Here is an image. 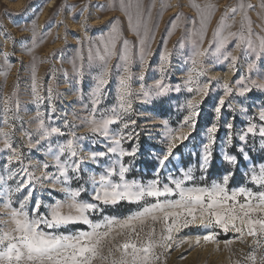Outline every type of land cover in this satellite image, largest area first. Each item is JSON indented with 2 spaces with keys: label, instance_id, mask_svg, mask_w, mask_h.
Returning a JSON list of instances; mask_svg holds the SVG:
<instances>
[{
  "label": "rangeland",
  "instance_id": "374dc122",
  "mask_svg": "<svg viewBox=\"0 0 264 264\" xmlns=\"http://www.w3.org/2000/svg\"><path fill=\"white\" fill-rule=\"evenodd\" d=\"M241 2L253 5V8L246 10L252 22L253 33L264 36V0H0V128L13 133V146L23 153L22 164L14 162L8 165L7 156L10 152L3 149V138L0 137V176L5 178V182H0V222L9 218V209L4 207L8 199L7 190L15 188L18 183L27 179V175L18 170L26 168L34 177L40 178L59 176L53 153L58 152V146L69 139H74L78 153L69 163L79 159H82L83 163L79 173L80 179H72L68 186L72 189L83 186L84 190L79 199L87 202L95 203L93 196L96 186L92 178L98 181L99 177L112 167L116 174L109 179L120 182L121 164L128 168L124 173V180L128 183L147 185L158 178L160 187L165 184L174 187L169 177L183 179L184 172L191 169L195 179L185 181V187H210L214 182H222L223 175L231 172L236 184L231 185L229 179L230 191L239 187H246L253 192L264 190L250 178L251 169L255 167L258 172L261 164H264V149L261 148L264 141L258 132L256 135L248 134L246 141L240 140L249 123L258 126L262 123L259 121V113L264 110V89L253 87L251 82L255 80L257 83H264V53L257 58L255 53L237 49L235 41L231 40L222 54H216L215 44L212 43L213 32L225 14L228 17L226 23L232 25L231 31H239L242 21L245 29L247 28L244 13L233 14L230 11ZM122 4L124 10H121ZM193 4L199 5L201 9H214L202 44L195 45L196 48L207 50L203 58L205 75L199 77L201 85L210 81L208 95L203 98L195 91L189 92V85L185 83L191 69L190 57L194 50V38L190 36L193 30L192 20L196 21V29L200 28L199 12L192 7ZM180 14L181 18L176 20ZM129 17L132 26L136 25L139 18L140 36L132 30ZM116 21L119 22L121 32L117 49L122 50L123 40L126 39L132 50V109L127 113L119 109L118 81L123 74V62L113 58L109 65L108 83L103 86L100 104L97 105V116L100 112L111 116L109 110L116 108L121 118L109 126L110 138H105L92 134L87 123L92 113V93L96 87V77L102 71L99 61L89 65L88 55L90 48L93 55L96 48H103L100 38L108 36L112 23ZM173 23L179 26L173 29ZM33 24L35 44L32 40ZM145 28V47H150L153 55L148 58L144 80L140 81L139 41L140 37L144 36ZM253 39H256L255 35ZM181 43L183 47L180 46ZM165 51L171 54L170 63L162 74L159 71L160 57ZM5 52L9 53L8 63H5L3 57ZM228 52L238 58L235 64L230 57L224 58ZM81 56L83 60L80 59ZM249 63L255 64L251 72ZM118 64L121 67H112ZM33 65L38 90L45 97L39 105L32 93ZM81 66L82 77L78 75ZM157 80H161L171 90L159 97L153 93L151 99L145 102L141 84L144 85V90L152 92ZM224 84H228L232 89L227 96L224 94ZM176 86L180 87L179 92L175 91ZM48 87L53 89L51 101L47 99ZM244 87H248L250 91L240 95ZM7 97H12L13 102L19 101V112L17 119L12 122V128L2 123L3 100ZM220 99H224L225 103L220 106L221 113L217 120L215 108L219 106ZM189 101H199V115L194 131L182 127L184 117L190 111L187 107ZM52 106L55 107V112L52 111ZM37 111L44 114L42 118L46 127H59L64 135L54 134L36 147H29L30 140L25 132L31 133V143L38 139ZM65 121L68 122L67 126ZM125 123H128L127 128L123 126ZM228 123L233 125L231 130L227 128ZM212 124H217L218 131L212 148V159L204 171L200 168L203 144L207 142V129ZM169 132L174 135L189 132L191 134L188 139L176 142L178 146L173 150L172 156L165 166L160 168L159 158L166 152ZM229 132L233 138L231 145L227 143ZM120 136H123L121 147L129 153L135 149V155L121 157L118 153H108V148L112 146L111 137ZM241 148L243 152L240 151ZM99 152H105L106 155L92 160V153ZM225 154L235 155L238 163H227L223 159ZM65 159L67 154L61 157L62 161ZM212 162L216 164L213 171L209 169ZM45 164L48 165L47 168L44 167ZM9 169L18 171L10 180L7 179ZM69 175L74 174L70 172ZM31 187L33 196L29 202V211L35 201L39 200L40 213L47 215L50 206L58 200L66 199V193L62 190L64 185L55 179L34 181ZM26 192L27 189L23 194ZM23 194L12 196L13 206H18L16 201ZM178 198V194L168 197ZM155 202L156 198L152 197H145L140 202L120 201L116 205L103 206V211L89 213V218L94 222H102L105 217L124 218ZM62 211L66 213L69 210L65 207ZM150 223V220L146 221V224ZM139 227L137 224L138 230ZM155 227L159 232L160 225L156 224ZM45 230L54 234L72 235L91 229L85 224L75 223ZM147 230L145 227L144 231ZM209 231L213 229L201 226H189L178 233L174 230L173 235L177 240L193 238V244L191 247L187 243L179 247L174 246L164 254L161 264H236L251 251L248 246L251 244V238H248L247 244L236 241L225 247L223 241L235 240L238 234L232 231L223 233L219 229H215L218 233L217 240L221 242L219 246L203 240L196 245L194 238L203 237ZM130 235L125 230V235L118 236L117 240L123 242ZM143 235L144 232H141V236Z\"/></svg>",
  "mask_w": 264,
  "mask_h": 264
},
{
  "label": "snow or ice",
  "instance_id": "6c2138e0",
  "mask_svg": "<svg viewBox=\"0 0 264 264\" xmlns=\"http://www.w3.org/2000/svg\"><path fill=\"white\" fill-rule=\"evenodd\" d=\"M193 8L199 12V30L196 29V21L192 20L193 30L190 36L193 39L194 50L190 57L191 69L188 73V78L185 81L188 91H195L201 98L208 95L209 83L200 84L199 77L205 75L203 58L207 54V50L196 48L197 43L202 44L203 38L206 35L207 25L214 12V9L209 10L207 7L201 9L199 5L193 4ZM264 7V4H262ZM253 8V5H245L241 2L238 7L232 8L230 11L235 14L237 12L244 13V20L247 21V28L244 23H241L239 31H231L232 25L227 24V14L221 17L218 27L213 32V42L215 44V53L222 54L223 50L229 41H235V47L242 49L245 52L255 53L257 58L261 53H264V36H259L253 33L251 19L247 16V9ZM121 10H124L123 4ZM181 15L176 17V20L181 18ZM129 24L132 30L140 36L139 18L136 25L132 26L131 17H129ZM179 25L173 23L172 27L175 29ZM33 44H35V25L32 27ZM256 36L254 40L253 37ZM121 32L119 22H113L108 36L100 38V44L103 48H96L95 55L92 49H89L88 62L92 66L94 61H99L102 71L96 77V87L92 93V113L88 119L89 131L92 134H98L105 138H110L109 126L116 123L121 117L116 108L109 111L111 116L104 112H100L97 116V105L100 104L102 96V88L108 83L110 75V61L116 58L122 61V72L118 81V99L119 109L123 113L130 112L132 109V73L130 66L133 62L132 50L128 40H123L122 50L117 49V43L120 39ZM10 38V37H9ZM147 38V29L145 28L144 36L140 37V52L139 61L141 71L139 80H144V70L148 65V58L153 55L150 47H145ZM258 41V42H257ZM183 47V43L180 45ZM211 47V45H210ZM55 55V53L53 54ZM170 53L165 51L161 57V64L159 71L163 74L166 71V66L170 63ZM9 53H3L5 63H8ZM231 58L233 64L238 59L228 52L225 59ZM83 60V57H80ZM75 66V65H74ZM10 67V65H9ZM112 67L119 68L121 65ZM249 71L255 68L254 63H249ZM35 65H33V79H32V93L35 101L39 105L45 97L42 96L37 87L35 76ZM5 76L7 73L4 74ZM78 75L83 76L82 66L78 70ZM252 86L264 89V83H257L255 80ZM225 89V96L229 95L232 89L228 84L223 85ZM141 89L145 102L151 99L152 94L155 96H164L171 89L168 85L163 84L161 80L156 81L155 89L152 92L144 90V85L141 84ZM175 91L179 92L180 87L176 86ZM250 91L248 87H244L240 91V95H244ZM53 89L48 87L47 99L52 100ZM14 95V94H13ZM225 103L224 99L219 100V106L215 108L217 120L221 113V107ZM199 101L188 102V115L184 117L182 127H187L191 131L196 128ZM55 107L52 106V111L55 112ZM19 112V101L13 102L12 97H7L3 100V120L2 123L9 128L13 127V121L17 119ZM43 113L36 112L38 124L36 133L38 139L31 143V133L25 132L29 137V147H36L41 141L49 139L52 135H64L59 127H46L45 121L42 118ZM259 121L262 123L258 126L255 123H249L246 131L240 136L241 141H246L248 134L259 136L264 141V110L259 113ZM135 123V121H131ZM68 122L65 121V126ZM124 128L128 127L125 123ZM233 125L227 124V128L231 130ZM218 131L217 124H212L207 129V142L203 144L202 162L200 163L201 170L206 171L212 159V148L215 143V134ZM12 132H6L0 128V137H2L3 149L10 152L7 156V164L11 165L14 162L18 164L23 163V153L19 148L14 147L11 136ZM188 134L180 133L174 135L169 132L168 146L166 152L159 158V167L163 168L166 162L173 154V150L178 146L177 141H184L188 139ZM131 134H129L130 138ZM73 137L75 134L73 133ZM112 146L108 148V153L119 154L123 157L125 155H135V149L132 152H126L121 147V140L119 138L111 137ZM232 134L229 132L227 136V143L232 144ZM261 148L264 149V142L261 143ZM51 151V149H50ZM243 152V148L240 149ZM67 154V159L61 160L62 156ZM56 162V167L59 176L51 177L44 176L34 177L26 168H20L18 171L27 175V179L18 183L15 188H9L8 199L4 203V207L9 209L8 220L0 222V264H161L164 254L173 247H179L181 244L187 243L191 247L193 238L179 239L174 237L173 232H180L181 229L189 226H201L204 228H211L203 237L196 236L194 242L199 245L201 240L204 242L221 243L217 240L218 233L215 229L221 230L223 233L232 231L238 234L235 240L229 239L223 241L225 247H229L234 242L247 244L248 238H251L249 244V251L243 256L242 260L236 264H264V190L253 192L246 187H239L237 189L228 188L229 179L233 173L228 172L223 175L222 182L212 183L210 187H185V181H192L195 179L192 170L184 172L183 179H173L169 177L174 187L165 184L160 187L159 179L150 181L147 185L136 182L128 183L124 180V173L128 168L121 164L119 169V181L113 182L109 177L116 174L115 169L109 167L105 174L95 180L93 177L94 196L93 202H87L79 199L81 192L84 190L83 186L72 189L68 185L72 179H80L79 173L81 171L82 159L74 160L69 163L72 158L77 157V148L74 144V139L67 140L64 144L58 146V152L53 153ZM105 152L92 153L91 159L96 160L98 157H104ZM223 159L232 165L238 163L235 155L225 154ZM48 167L47 164L44 165ZM17 170L9 169L7 179H12L18 174ZM74 175L70 176L69 173ZM62 178V179H61ZM251 181L260 189H264V164H261L259 171L255 167L251 169ZM55 179L62 183L64 187L62 190L66 193L64 201H56L50 206V211L47 215L41 214L39 209L41 201H35L31 211H29V202L32 200L33 192L32 185L34 181ZM0 182H5V178L0 176ZM27 189L26 194L25 190ZM20 193L23 194L18 198L16 203L18 206H13L12 196ZM179 196L178 199H168L173 195ZM145 197L156 198V202L147 205L142 211L135 212L124 218L105 217L102 222H94L89 218V213L96 211H103V206L116 205L120 201L140 202ZM165 199L161 200L160 198ZM242 198V199H241ZM67 207L68 212H63L62 209ZM150 220V224L146 221ZM82 223L87 225L90 231H79L76 234L64 235L54 234L45 229L59 228L69 224ZM10 224V226H9ZM139 224V230L137 228ZM160 225V231L157 232L155 225ZM147 227V231L144 229ZM119 229V231H117ZM125 230L131 235L124 239L123 242H118L117 237L125 235ZM141 232L144 235L141 236Z\"/></svg>",
  "mask_w": 264,
  "mask_h": 264
},
{
  "label": "trees",
  "instance_id": "16d2710c",
  "mask_svg": "<svg viewBox=\"0 0 264 264\" xmlns=\"http://www.w3.org/2000/svg\"><path fill=\"white\" fill-rule=\"evenodd\" d=\"M215 167H216L215 162H212L211 165H210V168H209V169H210L211 171H213V170L215 169ZM230 180H231V182H230L231 185H235V184H236V183H234V182H235V181H234V176H232V177L230 178Z\"/></svg>",
  "mask_w": 264,
  "mask_h": 264
}]
</instances>
